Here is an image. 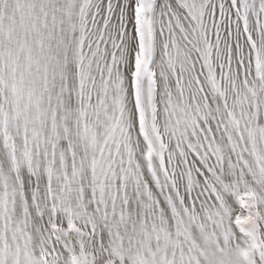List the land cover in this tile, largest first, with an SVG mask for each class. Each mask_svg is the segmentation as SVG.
Returning a JSON list of instances; mask_svg holds the SVG:
<instances>
[{
    "label": "snow or ice",
    "instance_id": "snow-or-ice-1",
    "mask_svg": "<svg viewBox=\"0 0 264 264\" xmlns=\"http://www.w3.org/2000/svg\"><path fill=\"white\" fill-rule=\"evenodd\" d=\"M0 264H264V0H0Z\"/></svg>",
    "mask_w": 264,
    "mask_h": 264
}]
</instances>
